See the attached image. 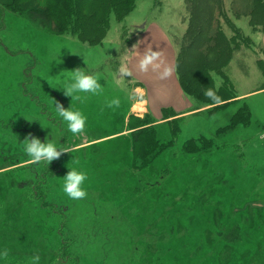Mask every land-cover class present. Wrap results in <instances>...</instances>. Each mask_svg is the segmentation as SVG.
<instances>
[{
    "label": "rangeland",
    "instance_id": "1",
    "mask_svg": "<svg viewBox=\"0 0 264 264\" xmlns=\"http://www.w3.org/2000/svg\"><path fill=\"white\" fill-rule=\"evenodd\" d=\"M189 1L136 0L92 39L5 14L3 44L20 54L0 52V264H61L58 220L50 223L31 194L53 162L58 171L40 191L65 207L71 249L87 264H127L142 248L153 264H264V123L250 102L217 109L174 82ZM224 3L233 13H214L207 41L218 22L231 43L220 71H210L215 86L242 97L264 87V13L251 22V0ZM234 25L245 41H233ZM242 105L241 123L230 127ZM172 109L175 134L161 118ZM149 128L163 145L134 163L136 136ZM200 135L213 147L187 149Z\"/></svg>",
    "mask_w": 264,
    "mask_h": 264
},
{
    "label": "trees",
    "instance_id": "2",
    "mask_svg": "<svg viewBox=\"0 0 264 264\" xmlns=\"http://www.w3.org/2000/svg\"><path fill=\"white\" fill-rule=\"evenodd\" d=\"M251 9H248V15L250 16L251 22L257 21L262 17L264 13V0H251ZM136 0H4L0 1V52L3 55L15 56L19 55L20 52H14L7 48L3 44V38L5 36L3 28L6 27L5 14L13 12L16 14L30 15L33 20L49 19L51 24L57 28L59 32L70 33L81 39H92L97 35H103L109 25L111 19L122 20L133 8ZM234 2V1H233ZM189 5H192L193 13L189 20V26L187 31L182 38L179 48V53L175 60V69L179 84L183 91L188 90L199 95L197 97L203 102H208L214 108H223L237 97L232 94L231 91H227L230 87L225 85L222 81L218 86H215V80L211 75L210 69L216 68L219 70V62H221L222 56L227 54L221 52V50L230 47L231 41L225 36L224 28H221L217 22L218 27L213 35L212 40L208 42V36L210 37V25L217 19V14L221 17H226L228 13H233L231 8L227 7L224 0H190ZM236 9V8H234ZM240 11L239 9H236ZM242 11H246L243 9ZM217 16H215V14ZM242 15H245L244 13ZM228 19H223V25H226ZM232 21V19H231ZM233 22V21H232ZM254 23V22H253ZM256 24V22L254 23ZM264 25L262 27V30ZM232 29L236 31L233 35L236 37L233 41H245V36H241L239 29L234 25ZM214 37V39H213ZM208 43V44H207ZM244 44V43H240ZM4 45V46H3ZM6 49V51H5ZM192 50V56L190 51ZM2 57V56H1ZM1 59V58H0ZM3 63L2 61H0ZM190 68V69H189ZM23 75L26 78L30 77L29 72H25L23 68ZM21 91H25V86H21ZM206 93V94H205ZM204 94V96H202ZM205 97V99H204ZM211 97V98H210ZM210 98V99H209ZM239 100V99H236ZM235 100V101H236ZM220 101H222L220 103ZM224 101V102H223ZM220 104H217V103ZM245 105L238 107L232 114L230 120V127H234L238 122L241 123L243 112L240 113ZM167 108H163L165 112ZM174 110H170L169 116H163L162 119H166V122L174 126V134L179 131L178 125L176 124L178 114L174 113ZM55 121L56 119H52ZM154 122L156 120H153ZM58 124V123H57ZM145 124V123H143ZM23 130V129H22ZM24 131V130H23ZM28 139L32 140V135L28 134ZM162 142L157 138V134L153 128L140 131V134L136 136L133 149V160L134 163L140 158H144L149 155L152 151L158 148ZM186 148L189 150L199 151L202 148L213 147V139L208 136L200 135L195 139L188 140L184 143ZM167 145V144H166ZM58 171V167L55 162L43 166L36 174L35 184L31 186V194L34 199L37 200L39 208L48 213L47 218L55 223L58 220V227L55 230L57 236L58 246L55 250L54 259L58 260L61 264H87V261H83L79 253L73 252L71 249V242L75 238L68 239L67 232L73 225L69 224V219L65 214V207L57 202V200H49L45 193H41L40 187L45 185L51 176L52 172ZM46 218V220H47ZM71 231H73L71 229ZM74 237V236H72ZM127 264H153L154 259L150 258L151 254L146 249L142 248L141 251L130 250ZM137 254V256H135ZM150 254V255H149ZM123 263V262H122Z\"/></svg>",
    "mask_w": 264,
    "mask_h": 264
},
{
    "label": "crops",
    "instance_id": "3",
    "mask_svg": "<svg viewBox=\"0 0 264 264\" xmlns=\"http://www.w3.org/2000/svg\"><path fill=\"white\" fill-rule=\"evenodd\" d=\"M261 43H262V45H263V48H264V28H263V30H262V33H261ZM175 60H176V56H174V58H173V61H172V66H173V74H174V82L175 83H177L176 85H178V87H179V89H180V91H181V93H183L182 92V89H181V86H180V84H179V80H178V77H177V73H176V69H175ZM183 95V94H182ZM263 97V99H264V87L262 88V89H258V90H256V91H253V92H250V93H247V94H245V95H243L242 97H235L234 99L236 100V99H243V100H245L247 103L248 102H250V103H252V109L254 110V109H256L257 111H258V113L256 112V110H255V113L257 114V116H258V118L261 120V121H263V123H264V105H260V104H256L254 101H253V97ZM181 98L183 99L182 100V104H185V102L184 101H187V99H186V97L185 96H181ZM144 101H145V103H146V105L144 106V109L146 110L147 109V107H148V103H147V99H144ZM234 101V100H233ZM222 101H220V103H221ZM224 102V101H223ZM219 102L217 103V104H220ZM249 103V104H250ZM216 104V103H215ZM248 104V105H249ZM173 106V105H172ZM250 106V105H249ZM135 107V106H134ZM167 108L168 107H171V106H166ZM137 108V107H136ZM140 108V107H139ZM163 108H165V107H162V109ZM173 108V107H172ZM174 110H176V111H181V113L182 112H186V110L184 111L183 109H179L178 107L177 108H173ZM172 109V110H173Z\"/></svg>",
    "mask_w": 264,
    "mask_h": 264
},
{
    "label": "bare ground",
    "instance_id": "4",
    "mask_svg": "<svg viewBox=\"0 0 264 264\" xmlns=\"http://www.w3.org/2000/svg\"><path fill=\"white\" fill-rule=\"evenodd\" d=\"M101 132V131H100Z\"/></svg>",
    "mask_w": 264,
    "mask_h": 264
}]
</instances>
